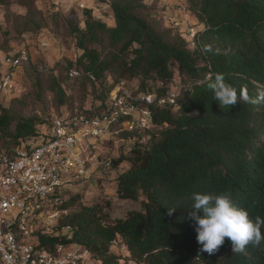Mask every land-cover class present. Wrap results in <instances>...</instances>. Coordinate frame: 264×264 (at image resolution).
Segmentation results:
<instances>
[{
	"label": "trees",
	"instance_id": "trees-1",
	"mask_svg": "<svg viewBox=\"0 0 264 264\" xmlns=\"http://www.w3.org/2000/svg\"><path fill=\"white\" fill-rule=\"evenodd\" d=\"M88 1L106 4L112 21L96 19L86 8L80 22L67 20L76 49L66 61L67 74L78 72L70 77L81 78L91 95V106L69 112L100 114L119 81L136 93L161 96L174 90L177 81L176 101L149 107L150 129L118 134L134 143L115 161L128 163L116 177V194L132 201L142 195L141 207L111 219L106 210L109 202L79 206L76 194L70 201L75 212L62 221L73 230L71 238L39 236L40 244L76 243L90 250L97 264L129 260L135 264H264V240L237 253L226 237L214 254L200 251L194 222L188 217L193 193L227 192L251 218H264V101L259 99L264 91V0H182L202 26L191 39L180 29L150 18L146 0ZM16 2L25 9L18 16L24 21L20 32L39 31L42 18L36 0ZM2 59L0 75L5 69ZM216 73H222L238 92L246 90L255 102L221 107L206 84L196 83ZM109 78L112 83L107 86ZM53 81L52 91L63 105L68 96ZM47 117L14 119L0 106V139L6 145L0 150L41 138L45 133L39 125L47 128ZM172 207L176 208L169 214ZM117 240L125 246L128 259L110 250Z\"/></svg>",
	"mask_w": 264,
	"mask_h": 264
},
{
	"label": "built area",
	"instance_id": "built-area-1",
	"mask_svg": "<svg viewBox=\"0 0 264 264\" xmlns=\"http://www.w3.org/2000/svg\"><path fill=\"white\" fill-rule=\"evenodd\" d=\"M194 34L193 28L187 30L190 39ZM28 61L25 49L3 57L0 95L12 91L18 69ZM69 74L77 76L78 72L70 70ZM174 90L164 96L136 93L119 81L100 114L50 112L49 126L39 142L0 150V264H96L92 252L76 243L57 241L43 246L39 236L71 238L73 230L62 221L76 210L70 203L77 194L75 187L89 180L95 169L84 146L113 134L150 129L149 107L173 104Z\"/></svg>",
	"mask_w": 264,
	"mask_h": 264
},
{
	"label": "rangeland",
	"instance_id": "rangeland-1",
	"mask_svg": "<svg viewBox=\"0 0 264 264\" xmlns=\"http://www.w3.org/2000/svg\"><path fill=\"white\" fill-rule=\"evenodd\" d=\"M146 4L148 8L145 12L150 18L159 19L164 27L180 29L188 39V29H202L186 10V4L182 0H146ZM35 6L41 12V28L37 32H20L24 21L18 16L25 14L24 7L16 0H0V63L5 53L19 49H25L30 60L29 65L18 69L12 91L0 95V106L6 108L14 119H44L50 112L88 108L91 106L89 86L85 85L81 78L70 77L66 70V61L76 53L68 35L67 20L80 22L82 10L86 8L94 18L110 24L112 19L109 7L88 0H36ZM53 79L60 83L68 96L63 105L58 103L52 91ZM131 81L135 82L136 79ZM106 82L109 86L112 80L109 78ZM174 86L175 83L172 88ZM39 128L45 132L44 124L39 125ZM1 141L2 139L0 147L6 146ZM133 143L134 139L113 134L93 145L84 146L86 154L93 160L95 169L89 180L78 184L74 189L78 194L79 206L107 201L110 205L106 210L111 219L124 217L128 211L141 207V201L144 200L142 195L132 201L122 200L116 194V177L128 168V163L124 160L119 163L115 161L127 154ZM110 250L122 260L128 254L119 240L112 244ZM127 264L135 263L129 260Z\"/></svg>",
	"mask_w": 264,
	"mask_h": 264
},
{
	"label": "clouds",
	"instance_id": "clouds-1",
	"mask_svg": "<svg viewBox=\"0 0 264 264\" xmlns=\"http://www.w3.org/2000/svg\"><path fill=\"white\" fill-rule=\"evenodd\" d=\"M197 85L206 84L214 94V99L221 107H229L238 101L252 103L246 90H238L225 81L222 73L206 75ZM259 99L264 101V91L259 93ZM193 203L188 211V217L194 222L197 243L200 251L214 254L229 238L232 252H242L249 244H260L264 240V218L255 219L249 216L246 209L235 206L229 193L222 194L195 192ZM176 207L168 208L171 214Z\"/></svg>",
	"mask_w": 264,
	"mask_h": 264
}]
</instances>
